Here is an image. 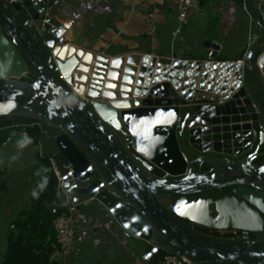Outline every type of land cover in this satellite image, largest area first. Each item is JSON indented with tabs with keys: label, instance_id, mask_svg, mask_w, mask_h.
Instances as JSON below:
<instances>
[{
	"label": "water",
	"instance_id": "water-1",
	"mask_svg": "<svg viewBox=\"0 0 264 264\" xmlns=\"http://www.w3.org/2000/svg\"><path fill=\"white\" fill-rule=\"evenodd\" d=\"M236 1L243 65L215 44L196 61L111 58L66 42L57 1L0 0V132L37 126L64 206L101 203L148 244L145 262L264 264V0ZM198 91L229 100L194 102ZM0 163L22 170L13 138Z\"/></svg>",
	"mask_w": 264,
	"mask_h": 264
},
{
	"label": "crops",
	"instance_id": "crops-1",
	"mask_svg": "<svg viewBox=\"0 0 264 264\" xmlns=\"http://www.w3.org/2000/svg\"><path fill=\"white\" fill-rule=\"evenodd\" d=\"M51 15L67 29L66 42L111 58L136 53L172 60L196 61L212 51L218 60L237 62L249 48V18L236 0H201L202 12L191 13L182 34L171 0H109L86 9L69 0ZM119 84L123 80V72ZM120 94V88L118 89ZM135 97V96H134ZM137 99V98H134ZM17 133L12 132L14 140ZM16 140L22 155V170L8 168L0 174V253L7 251L11 225L29 209L34 192L30 174L39 147L27 138ZM74 244L66 264H151L142 259L148 244L128 235L99 202L75 208Z\"/></svg>",
	"mask_w": 264,
	"mask_h": 264
},
{
	"label": "trees",
	"instance_id": "trees-1",
	"mask_svg": "<svg viewBox=\"0 0 264 264\" xmlns=\"http://www.w3.org/2000/svg\"><path fill=\"white\" fill-rule=\"evenodd\" d=\"M14 130L24 131L29 142L33 146H39L41 131L37 126ZM9 133L10 131L0 132V146L7 142ZM257 164H264V160H259ZM30 184L34 194L30 199L29 209L20 213L11 225L7 251L4 256L0 253V264H55L51 261V256L58 246L52 209L55 207L62 213L66 208L59 196V185L49 157L40 153L36 155ZM165 255L167 253L160 252L151 264L159 263Z\"/></svg>",
	"mask_w": 264,
	"mask_h": 264
},
{
	"label": "built area",
	"instance_id": "built-area-1",
	"mask_svg": "<svg viewBox=\"0 0 264 264\" xmlns=\"http://www.w3.org/2000/svg\"><path fill=\"white\" fill-rule=\"evenodd\" d=\"M74 4L79 6H83L88 9L91 6L98 3H107L109 0H69ZM173 3L175 10L177 12L179 27L176 31V35L180 36L184 29V26L188 23V19L193 13L194 15H198L202 12V2L201 0H171ZM213 51L208 54V57L212 56ZM237 65H243L244 59L236 62ZM229 98L226 95L215 94L214 92H205L198 91L195 94L194 102H200L209 104L212 106H223L228 102ZM15 132V131H14ZM17 133V132H15ZM19 135L23 138H27V134L24 131H20ZM12 136L9 137L10 140ZM7 140V141H8ZM6 167L4 164L0 163V174L5 171ZM56 179L59 185V194L62 188V181L58 177V174L55 172ZM66 210L62 213L58 212V210L53 207L52 214L55 216L54 220V229L56 233V241H57V250L51 256V261L55 264H66V258L69 255V252L74 244L75 240V231L73 226V216L75 212V208L66 207ZM157 264H191L186 259H182L173 255H165L162 260Z\"/></svg>",
	"mask_w": 264,
	"mask_h": 264
},
{
	"label": "rangeland",
	"instance_id": "rangeland-1",
	"mask_svg": "<svg viewBox=\"0 0 264 264\" xmlns=\"http://www.w3.org/2000/svg\"><path fill=\"white\" fill-rule=\"evenodd\" d=\"M14 131L17 132V135L15 136V139L16 140H19V141L22 140L21 136L19 135V132L20 131L19 130H14ZM14 131L13 130H10V133H9L10 136H11L12 132H14Z\"/></svg>",
	"mask_w": 264,
	"mask_h": 264
}]
</instances>
